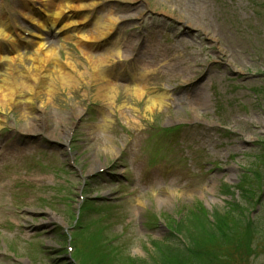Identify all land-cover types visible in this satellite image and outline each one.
Wrapping results in <instances>:
<instances>
[{"label": "rangeland", "instance_id": "374dc122", "mask_svg": "<svg viewBox=\"0 0 264 264\" xmlns=\"http://www.w3.org/2000/svg\"><path fill=\"white\" fill-rule=\"evenodd\" d=\"M35 6L22 13L46 17ZM19 7L0 0L21 58L0 63V83L33 64L38 28ZM99 11L118 21L109 45L51 38L63 44L59 62L76 68L74 84L48 64L46 92L0 107V264L150 260L152 242L169 238L187 212L239 204L238 192H223L247 170L264 180L255 159L264 141V0H112ZM98 58L109 97L92 78ZM253 207L261 229L251 252L239 240L210 245L221 263L264 264V211Z\"/></svg>", "mask_w": 264, "mask_h": 264}, {"label": "bare ground", "instance_id": "6f19581e", "mask_svg": "<svg viewBox=\"0 0 264 264\" xmlns=\"http://www.w3.org/2000/svg\"><path fill=\"white\" fill-rule=\"evenodd\" d=\"M36 0H19L21 9L18 13L22 17L36 23L38 28L36 32V41L33 44L34 56L33 64L30 70L24 73H19L14 77H7L1 80L0 83V107H4L13 103L15 97L22 95H33L35 93L46 92L49 86L48 80L45 78V67L50 64L57 68L58 74L61 76L63 85L74 84L77 79L71 76L70 72L76 71V68L69 63H61L58 59V50L63 48V44L52 41L53 36H60L63 41H67L69 35H75L81 40L100 41L103 46L109 45L114 34L116 33L118 21L111 16H106L105 20L99 17L100 9L112 0H40L42 10L47 12L46 17L34 19L33 16L26 17L23 12H33L36 9ZM84 25L83 28L74 30L77 25ZM93 24L94 36L88 37L85 32L86 26ZM13 27L10 25L7 15L0 16V63H5L12 68L18 61L21 60L18 54L16 41H9L13 33ZM4 43H10L11 47L5 48ZM94 47V45H93ZM119 56L118 49L112 53ZM98 63L94 67L93 79L99 88V93L103 92L105 97H109L114 91L110 81L104 75V61L98 58ZM39 90V91H36ZM143 88H135L134 94L138 97L142 96ZM159 101L153 99L152 104ZM33 125H28V128H33Z\"/></svg>", "mask_w": 264, "mask_h": 264}, {"label": "trees", "instance_id": "16d2710c", "mask_svg": "<svg viewBox=\"0 0 264 264\" xmlns=\"http://www.w3.org/2000/svg\"><path fill=\"white\" fill-rule=\"evenodd\" d=\"M258 149L255 159L264 165V141ZM263 186L261 173L247 170L238 184L226 186L223 192L226 196H234L238 192L239 204L233 200L222 213L214 212L210 215L200 209L187 212L181 222L175 223L171 229L174 233L171 232L169 238L152 242L155 250L150 260H130V264H223L209 251V246L216 243L224 246L237 244V240L239 250L244 247L250 253L251 239L260 234L261 226L260 217H249V209L253 210V206H256L259 212L264 211L261 208ZM251 254L239 260L246 263Z\"/></svg>", "mask_w": 264, "mask_h": 264}, {"label": "water", "instance_id": "95a60500", "mask_svg": "<svg viewBox=\"0 0 264 264\" xmlns=\"http://www.w3.org/2000/svg\"><path fill=\"white\" fill-rule=\"evenodd\" d=\"M70 264V263H69ZM71 264H74V263H71Z\"/></svg>", "mask_w": 264, "mask_h": 264}]
</instances>
